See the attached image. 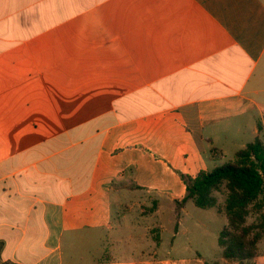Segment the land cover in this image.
I'll return each mask as SVG.
<instances>
[{
    "label": "crops",
    "instance_id": "1",
    "mask_svg": "<svg viewBox=\"0 0 264 264\" xmlns=\"http://www.w3.org/2000/svg\"><path fill=\"white\" fill-rule=\"evenodd\" d=\"M257 137L264 0H0V264H238L183 176Z\"/></svg>",
    "mask_w": 264,
    "mask_h": 264
},
{
    "label": "trees",
    "instance_id": "2",
    "mask_svg": "<svg viewBox=\"0 0 264 264\" xmlns=\"http://www.w3.org/2000/svg\"><path fill=\"white\" fill-rule=\"evenodd\" d=\"M262 132V128H260ZM187 196L179 205L192 200L203 210L216 209L226 216L227 226L219 236L223 258L238 264H252L258 244L264 238V138L257 137L235 160L196 178L183 176ZM223 193L222 202L216 193ZM254 209L258 224H247Z\"/></svg>",
    "mask_w": 264,
    "mask_h": 264
},
{
    "label": "rangeland",
    "instance_id": "3",
    "mask_svg": "<svg viewBox=\"0 0 264 264\" xmlns=\"http://www.w3.org/2000/svg\"><path fill=\"white\" fill-rule=\"evenodd\" d=\"M230 154L227 156H219L217 158L218 165H224L226 163L232 162L235 160V157L232 153V151H229ZM213 169V168H211ZM211 171V170H210ZM216 196L219 198V200L222 202V204L225 201V197L223 196V193H216ZM251 214L247 219V224H258L260 222V216L257 214V212L254 209H251ZM210 212L203 213L205 217V221L210 224V231L206 238H203V236H200V239L197 240L195 249L197 253L201 255L205 260H207L209 263L214 260H218V258L221 257L220 249L218 246V229H222L224 223L226 222L225 217L221 216L219 219H215L213 216L211 217ZM167 249V248H165ZM262 253H264V239L262 241L261 245ZM160 255L164 256L166 255V251H160ZM233 263V262H232ZM212 264V263H210Z\"/></svg>",
    "mask_w": 264,
    "mask_h": 264
}]
</instances>
